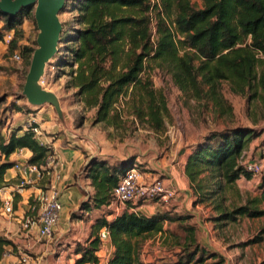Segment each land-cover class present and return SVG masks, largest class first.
Masks as SVG:
<instances>
[{"label": "trees", "instance_id": "1", "mask_svg": "<svg viewBox=\"0 0 264 264\" xmlns=\"http://www.w3.org/2000/svg\"><path fill=\"white\" fill-rule=\"evenodd\" d=\"M69 4L73 15L69 28H63L60 35V40L69 44V58L59 63L68 66L66 87L74 89L76 101L84 110L93 109V123L118 128L130 116L148 129L163 130L168 108L162 92L153 88L146 67L166 73L172 84L188 96L202 97L201 88L205 86L208 94L204 96L214 102L220 113L225 106L216 93L220 81L227 82L230 91L240 95L252 90L250 96H255L257 89H264V69L257 71L264 59L259 58L264 56V0H70ZM31 11L27 6L13 16L0 12V41L6 32H13L7 53L19 50L26 65L36 46L35 40L20 43L24 39L23 21ZM14 108L23 109L19 105ZM19 130H12L7 137L0 130V188L9 184L4 174L15 164L8 158L16 150L27 148L31 152L27 162L37 165H44L52 152L31 131ZM256 134L248 127L224 128L210 131L190 145L183 173L193 196L192 204L211 205L217 213V223L264 214V209L256 207V203H264V190L257 199L230 209L221 205L226 186L240 176H251L240 158ZM106 160L92 156L82 167L92 187V194L78 205L82 211L106 206L118 178L130 167L123 161L110 164ZM19 199L15 192L14 206ZM105 214L94 217L87 238L75 244L72 252L77 257L72 264L98 262L97 232L103 226L108 229L112 246L105 264H223L222 255L196 241L194 225L183 223L190 215L169 210L144 215L128 207L110 219ZM173 222L183 232L181 255L143 262V240L155 234L166 239L170 230L164 224ZM263 235L261 227L245 244L259 242ZM172 238L180 244L174 235ZM8 244L11 241L0 237V254L2 246Z\"/></svg>", "mask_w": 264, "mask_h": 264}, {"label": "rangeland", "instance_id": "2", "mask_svg": "<svg viewBox=\"0 0 264 264\" xmlns=\"http://www.w3.org/2000/svg\"><path fill=\"white\" fill-rule=\"evenodd\" d=\"M65 3L66 6H63L58 14L61 23H64V26L62 25V31L63 28H69V20H71L73 15V12L69 11L70 0H66ZM151 24H153V21ZM22 27L24 39L21 40L20 43L30 44L34 40L36 41L38 29L34 20V7H32L31 14L24 19ZM1 28L2 21L0 20V30ZM2 41L3 42L0 43V130L4 133L3 135L8 136L11 132L8 128L10 127L9 125L13 118V114L16 112H32V114H34L37 112V108L29 104L22 95V89L30 62L26 65L21 55L20 60H14L12 57L13 53H7V47L3 45L4 40ZM67 45L69 44L59 39L57 45L58 50L45 64L43 74L38 83L42 88L56 93L61 102V111L65 115V126L70 129L69 131L76 133L73 134L71 132L76 139H82L81 141H84L87 145L90 144L89 147L92 149H96L99 145H102L104 137L105 140L107 139V142H109L108 145H111L113 151L116 153L112 157H106L108 163L111 164L123 161L127 166L134 167L146 180H151L150 177L159 179L162 180L166 186L170 187L164 182L166 179V171L170 165L174 164L179 158L178 147H180V144L183 145V148L184 146L189 147L191 142L195 140L198 141L210 131L232 127H248L257 132L250 140L248 147L244 150L241 159L243 161H250L257 157L258 147L264 141V89H257L255 96H250L252 90L245 91L244 94L240 95L230 91L227 82L220 81L216 93L225 102L222 101L223 105H225L224 112L220 113L214 102L208 96H204L208 94V89L205 86L201 88L202 97L197 98L188 96L181 93L172 84L166 73L156 68L146 67L145 73L149 75L153 88L162 92L168 108V114L163 117V130L153 131L148 129L135 120L132 121L130 116L126 117L122 126L112 128L99 122L93 123V109L84 110V108H80L73 95L74 89L66 87V82L69 78L68 66L65 64L62 66V63L60 64L59 62L62 61L61 59L66 61L69 58V52L66 49ZM16 51L20 53L19 50ZM259 58L262 59L264 56L259 55ZM260 69H264V59L261 64L257 65V71H260ZM15 105H19L23 109L16 110L14 108ZM45 107L50 108L49 106ZM51 121H58L53 107ZM14 127L16 126L14 125ZM99 138L101 142L98 141ZM101 156L102 155H98L96 157L101 158ZM47 177H49V175H45L43 179H41L42 185L49 183ZM75 177L79 180V185L82 188L81 192L86 195L84 190L89 191V187L87 186L83 171L79 169ZM8 183L9 184L0 188V195L3 197L12 194V192L17 193L16 190L12 191L10 189V191L8 189L12 181ZM25 187H27V185ZM46 188L47 187L43 186V189ZM263 190L264 167L260 173L251 175L248 179L240 176L234 183L230 184L228 187L226 186L222 192L221 205L226 209H230L233 206L246 203L247 200L257 199ZM11 196L13 198V194ZM170 199L165 202L158 200L162 205L161 210H169L172 213L181 215H190L191 210H197V208H194L191 201L193 209L180 207L179 210L174 211L171 207L172 202ZM156 200L157 199L147 201L148 203H153L157 202ZM142 203L143 201L140 199L135 201L134 204L127 203L124 208H135ZM78 205L69 212V218L72 220L73 224L78 223L77 229L80 228L78 236L69 242L70 252H72L76 243H82L87 238L93 218L107 213V210L101 207L98 210H92L91 213L89 212L90 214L87 215L85 211L78 208ZM199 205H201V208L199 207L201 210L208 208L210 211H213L209 204ZM15 207L16 206L13 205L14 209ZM256 207L258 209H264V203L258 202L256 203ZM132 211L139 212L137 210ZM199 218H203L201 214H199ZM208 219L209 218H206V220ZM194 221L193 218H187L183 223H193L194 229H196V222ZM248 221L250 222V218ZM254 222L257 225L256 229L264 227V214L261 215L260 218L257 217ZM237 223L236 226L232 227V231H235L242 223L248 224L245 216L239 217ZM220 225L223 226L224 224L217 223V226L221 228ZM164 228L170 230V234H167L166 239L162 237L163 235L160 236V234H155L143 240L141 247L144 249L143 252L145 256L162 255L164 259L168 260L176 258V255H181L182 230L175 222L165 223ZM173 235L180 244L173 242ZM106 245V243L100 245V248L103 247L105 250L102 249V251L98 252V258L103 259L105 257ZM261 252H264L263 244H257L255 249L249 247L247 256L249 258L253 257V261L249 264H257V256L264 262V260H262L264 256L262 258L260 256ZM25 255L26 257L35 258V254L28 249H16V247H12V245H3L2 253L0 254V264H22L21 259Z\"/></svg>", "mask_w": 264, "mask_h": 264}, {"label": "crops", "instance_id": "3", "mask_svg": "<svg viewBox=\"0 0 264 264\" xmlns=\"http://www.w3.org/2000/svg\"><path fill=\"white\" fill-rule=\"evenodd\" d=\"M5 35L3 45L7 47ZM2 42L3 41H0V43ZM77 104L80 108L82 107L80 102L77 101ZM45 106H49L50 108ZM52 107L49 104L36 106L37 112L34 114H32V112H16L12 115L13 118L10 122V127L8 128L9 131L14 130V128L20 129L18 132L22 133L25 131L23 123L26 118L29 115L34 116L40 126V139L46 146L52 149V152L55 154L57 159V166L52 170L49 177H47L49 183H46L45 185H42V181L40 180L32 184H28L27 187L17 190V183L19 180L17 171L11 167L7 169L4 174V179L6 181H12L8 189L18 191L17 193H19L20 199L17 201L15 209L13 208L14 212L12 217L4 215L0 207V237L11 241L12 244H8V246L12 245V247H16V249H28L30 252L35 254V258L31 257L30 261L26 264H72L73 259L77 257V254L70 252L69 242L78 236L80 228L77 229L78 223L73 224L72 220L69 218V212L70 210L75 209L82 200L87 199L92 194V187L89 185L88 179L84 176L87 181V186L89 187V191L84 190L86 193L85 195L81 192L82 188L80 187L79 180H77L75 175L79 169L83 171L82 167L86 163V160L90 157L102 155L101 158L106 159V157H112L116 154L113 151L112 146L108 145L109 142H107V139L105 140V137L103 138L104 141L102 140L103 144L99 145L96 149L89 147L90 144L87 145V143L81 141L82 139H76L73 135L76 133L69 131L70 129L65 126V115L62 113V119L59 118L54 108L53 109L57 115L58 121H51ZM14 125L16 127H14ZM4 136L7 137L6 135ZM98 141L101 142L100 138ZM195 142L196 140L191 142L189 145H192ZM181 147L183 148V145L180 144V147H178L179 158L174 164L170 165L166 171V179L164 181L174 191V195L170 199L172 202L171 207L174 211L179 210L180 207L193 209L191 205V201L193 200L191 190L188 186V180L183 173V164L190 151V146H184L183 149ZM243 154L244 151L242 156ZM30 155L31 152L27 148H22L12 153L8 160L11 162L26 161ZM150 179L153 178L150 177ZM43 186L57 189L62 202V210L59 221L55 227L53 236L50 238L39 237L36 226L26 230L21 224L30 201H32L33 197L36 196L41 189H43ZM12 194L14 193L12 192ZM2 197L3 196L0 195V200ZM103 207L107 210V213L105 214L107 219L114 217L121 210L120 207H115L112 201ZM161 207L162 205L158 201L148 203L147 200H143L142 204L135 208H128V210H137L145 215H150L155 211L161 210ZM199 207L201 208V205L195 204L194 208H197V210H191L190 213V218H193L195 220L194 222H196V241L204 248L222 255L223 259H225L223 264H249L253 261V257L249 258L247 256L249 247L255 249L257 244H263L264 250V235L259 242L245 244V241L258 230L256 229L257 225L254 222L257 217L250 218V222L248 221L249 218L246 217L248 224L242 223L240 227H238L235 231H232V227L238 224V220L235 222L225 223L220 228L217 226V221L214 220V217L217 215L215 211H210L208 208L201 210ZM92 210L94 209L85 211V213L89 215ZM199 214L202 215V219L199 218ZM206 218L209 219L206 220ZM215 223L218 228L215 226ZM106 244V255L103 259L99 258V261L96 264H105L106 260L110 256L112 246L109 240ZM102 249L103 247L100 248L98 252L102 251ZM143 251L144 249L141 247L140 258L143 262H151L160 258L164 259L162 255L147 257L144 255ZM260 256L262 258L264 256V252H261ZM262 260H264V258H262ZM260 261V257L257 256V264ZM261 264H264V262Z\"/></svg>", "mask_w": 264, "mask_h": 264}, {"label": "built area", "instance_id": "4", "mask_svg": "<svg viewBox=\"0 0 264 264\" xmlns=\"http://www.w3.org/2000/svg\"><path fill=\"white\" fill-rule=\"evenodd\" d=\"M12 36V32L5 35V41L8 43ZM14 60L21 59L20 53L14 51L12 54ZM24 130L31 131L40 144L45 143L40 139V126L34 116L29 115L23 123ZM257 157L250 161H243L242 155L240 164L244 170L255 175L261 172L264 167V141L260 144L257 151ZM57 159L55 154L51 152L46 159L44 165H37L26 161H17L13 168L19 175L17 190L24 188L28 184L43 179L45 175H50L52 169L56 168ZM18 192V191H17ZM174 195L172 188L166 186L162 180L151 179L146 180L141 176L134 167L126 169L118 178L117 184L111 191V201L115 207L123 209L127 203L134 204L135 201L153 200L165 202ZM1 207L4 215L11 217L13 209V199L11 195L2 197ZM62 210V202L59 191L53 187L41 189L36 196L30 201L26 214L22 219V226L28 230L33 226L37 227L38 236L41 238H50L53 236L55 227L59 221ZM97 237L100 245L107 243L109 240L108 229L103 226L97 232ZM30 257H22L21 262H29Z\"/></svg>", "mask_w": 264, "mask_h": 264}, {"label": "water", "instance_id": "5", "mask_svg": "<svg viewBox=\"0 0 264 264\" xmlns=\"http://www.w3.org/2000/svg\"><path fill=\"white\" fill-rule=\"evenodd\" d=\"M66 0H0V12L9 16L15 15L23 7H34V20L38 29L36 48L34 49L25 77L22 95L34 106L49 104L53 106L59 118L62 111L56 93L42 88L40 80L45 64L56 54L62 31L59 11Z\"/></svg>", "mask_w": 264, "mask_h": 264}]
</instances>
